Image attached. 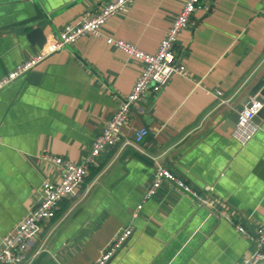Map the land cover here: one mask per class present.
<instances>
[{
    "label": "crops",
    "instance_id": "1",
    "mask_svg": "<svg viewBox=\"0 0 264 264\" xmlns=\"http://www.w3.org/2000/svg\"><path fill=\"white\" fill-rule=\"evenodd\" d=\"M106 1L0 0V80ZM183 2L135 0L106 21L103 37L80 38L0 89V240L38 202L42 183L59 180L41 156L80 163L140 76L141 64L105 37L155 54ZM205 6L174 46L189 77H171L135 105L121 142L43 222L23 264H93L127 226L131 235L106 264H243L250 256L252 242L231 221L248 232L264 224V114L242 148L225 125L264 74V0ZM34 28L46 37L41 49L26 37ZM142 128L148 135L136 143ZM159 167L207 202L163 181L133 217Z\"/></svg>",
    "mask_w": 264,
    "mask_h": 264
},
{
    "label": "built area",
    "instance_id": "2",
    "mask_svg": "<svg viewBox=\"0 0 264 264\" xmlns=\"http://www.w3.org/2000/svg\"><path fill=\"white\" fill-rule=\"evenodd\" d=\"M134 1L109 0L103 2L95 12H87L80 24L76 26L65 25L57 36L47 42L44 50L42 49L40 53L30 57L2 78L0 89L17 78L26 76L45 58L69 48L80 38L84 36L103 37L101 28L106 21L112 16L125 12ZM204 9H206L205 0H184L180 13L173 20L155 54H146L122 40L105 37L107 45L123 51L129 58L138 61L142 66V72L131 92L120 102L117 112L106 122L100 134L95 138L89 152L80 163L73 164L50 154L41 156L43 161L49 162L57 169L59 180L58 182L45 181L42 183L38 202L29 208L25 217L9 234L0 240V264H23L26 261L27 253L37 238L43 222L53 216L60 202L75 198L78 186L83 183L90 168L96 163L100 155L121 142V128L128 121L129 115L137 103L141 102L147 95H157L171 77H189L186 68L176 59L174 46L179 34L192 23L195 13ZM216 96L221 97V94L217 92ZM261 108L262 105L259 102L252 100L250 107L245 108L240 113L230 136L241 148L245 147L260 131V127L254 118ZM147 135V129H137L134 131V141L139 143ZM163 181L172 182L198 202H207V198H203L197 191L176 178L168 170L159 167L133 217L142 209L143 202L155 194ZM231 224L238 234L245 236L253 244V250L243 264L263 262L264 224L257 226L252 232H248L239 223L231 221ZM131 232L130 226L121 229L111 242L101 250L93 264H106L120 250Z\"/></svg>",
    "mask_w": 264,
    "mask_h": 264
},
{
    "label": "water",
    "instance_id": "3",
    "mask_svg": "<svg viewBox=\"0 0 264 264\" xmlns=\"http://www.w3.org/2000/svg\"><path fill=\"white\" fill-rule=\"evenodd\" d=\"M27 39L31 44H35L38 49L43 48L46 43V37L44 36L40 28H34L27 33ZM254 100L259 102L262 105V108L258 115L254 118V121H258L260 117H263L264 114V74L256 82L251 91L247 93L245 98L236 106L232 108L230 112H226L229 122L226 123L225 127L233 129L235 123L238 121L240 113L245 109L250 107V102ZM259 264H264L260 262Z\"/></svg>",
    "mask_w": 264,
    "mask_h": 264
}]
</instances>
